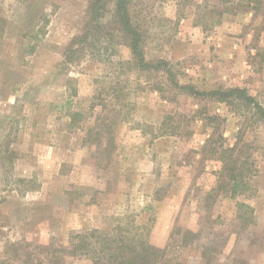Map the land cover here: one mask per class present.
Segmentation results:
<instances>
[{
	"label": "rangeland",
	"instance_id": "1",
	"mask_svg": "<svg viewBox=\"0 0 264 264\" xmlns=\"http://www.w3.org/2000/svg\"><path fill=\"white\" fill-rule=\"evenodd\" d=\"M105 1L87 35L91 0H0V264H93L64 248L94 229L150 243L157 264H264V1L129 3L148 59L262 112L135 67Z\"/></svg>",
	"mask_w": 264,
	"mask_h": 264
},
{
	"label": "trees",
	"instance_id": "2",
	"mask_svg": "<svg viewBox=\"0 0 264 264\" xmlns=\"http://www.w3.org/2000/svg\"><path fill=\"white\" fill-rule=\"evenodd\" d=\"M263 1L264 0H249L248 5H250V8L255 12L259 9V6L262 5ZM130 2L131 0H117L114 11L115 17L121 24L120 27L122 34L127 39L130 46L135 67L140 68L146 73H150L151 71L161 72L166 76L172 86L181 90L187 89L192 95L210 97L216 99L217 101L227 102L230 97L237 95L238 98L243 99L244 102L248 104H253L259 109V111L262 112L261 106L253 96L248 94L247 89L245 88L200 91L191 84L181 85L177 80V71L174 69L170 61L162 58H157L156 60L148 59L144 49V33L132 22L129 9ZM105 4V0H91L89 7V14H91V16L86 30L87 35H91L94 30L100 27L97 23V19H100L103 16L100 10H104V7L106 6ZM224 13H227V11L225 10L219 14L223 15ZM48 21L49 18L47 17L45 23ZM156 88H158L159 91L163 90L162 85L159 84L156 85ZM261 114L264 115L263 112ZM205 117L212 123H215L220 119L217 115H210L208 118L206 115ZM173 118L174 117L172 115H168L166 116L165 121L172 120ZM162 125H164V122ZM173 128L176 129V127ZM212 130L213 131L209 133V136L206 139V143H211V141H213L212 133H215L216 128L215 130L214 128ZM170 133H174V131ZM219 138L222 143H226L227 145L226 149L222 152L226 153L229 151L230 154L227 157H225V154H222L218 158L224 162V168L228 172L230 170V178L233 181V187L235 188L233 192L236 193L238 186L243 184L244 179V170L241 167H236L235 164L237 161L236 158H234L236 144L231 147L224 134H219ZM211 150L214 153L217 151L215 148H212ZM64 251V255H87L92 259L93 264H157L155 257L157 250L150 243L137 239L135 236L131 238H120L118 236H114L113 234L101 232L97 229L87 231V233L73 235L68 246L64 248ZM54 264L71 263H67L63 260L61 261V258L58 259L57 257Z\"/></svg>",
	"mask_w": 264,
	"mask_h": 264
}]
</instances>
